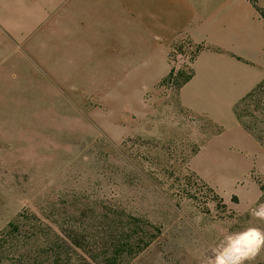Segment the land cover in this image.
<instances>
[{"label": "rangeland", "instance_id": "rangeland-1", "mask_svg": "<svg viewBox=\"0 0 264 264\" xmlns=\"http://www.w3.org/2000/svg\"><path fill=\"white\" fill-rule=\"evenodd\" d=\"M184 39L191 41L184 37L169 46L168 62L172 46ZM29 63L0 57L5 263L105 264L118 249L113 264H213L210 257L222 250L226 236L249 227L264 231V220L252 215L264 203V172L250 171L262 195L244 208L252 184L214 187L190 168L202 142L193 141L191 131H202V140L212 134L204 121L175 104L156 133L148 132L140 104H156L172 92L159 89L168 74L156 85L159 91L148 90L140 99L124 91L111 104L98 99V91L86 96L58 88ZM190 72L182 70L179 84ZM241 109L254 112L245 121L264 129V89ZM244 264H264V247Z\"/></svg>", "mask_w": 264, "mask_h": 264}, {"label": "crops", "instance_id": "crops-1", "mask_svg": "<svg viewBox=\"0 0 264 264\" xmlns=\"http://www.w3.org/2000/svg\"><path fill=\"white\" fill-rule=\"evenodd\" d=\"M263 11L264 0H0V57L31 59L58 88L116 104L124 91L140 99L154 89L169 72V46L188 37L200 49L187 80L140 112L148 132L175 104L210 126L204 140L191 131L202 142L190 168L214 187L252 184L246 208L262 195L250 171L264 172V147L235 105L264 79Z\"/></svg>", "mask_w": 264, "mask_h": 264}, {"label": "clouds", "instance_id": "clouds-1", "mask_svg": "<svg viewBox=\"0 0 264 264\" xmlns=\"http://www.w3.org/2000/svg\"><path fill=\"white\" fill-rule=\"evenodd\" d=\"M252 215L264 220V203L253 209ZM222 243V250H214V257H210L213 264H244L245 261L254 259L264 247V231L249 227L226 236Z\"/></svg>", "mask_w": 264, "mask_h": 264}, {"label": "built area", "instance_id": "built-area-1", "mask_svg": "<svg viewBox=\"0 0 264 264\" xmlns=\"http://www.w3.org/2000/svg\"><path fill=\"white\" fill-rule=\"evenodd\" d=\"M199 49V45H195L187 39L172 46L169 52L170 69L168 77L161 82L159 85L160 87L158 86L160 90L165 92V94H169L167 92H171V90L173 91L177 88L182 70H188L191 68ZM159 89L154 88L155 91H159Z\"/></svg>", "mask_w": 264, "mask_h": 264}, {"label": "trees", "instance_id": "trees-1", "mask_svg": "<svg viewBox=\"0 0 264 264\" xmlns=\"http://www.w3.org/2000/svg\"><path fill=\"white\" fill-rule=\"evenodd\" d=\"M264 14V11H263ZM187 76H184L183 81L187 80ZM182 81V82H183ZM181 83V82H180ZM264 89V79L252 90L250 91L246 96H244L236 105H235V113L237 118L239 119V121L242 123V125L246 128V130H248L250 133H252L261 143V145L264 147V129H259L257 126L251 125L250 123H248L247 121L244 120V115L247 114H252V116H254V112L253 111H243L244 109H241L246 100L250 99L252 97H254L260 90ZM260 107V105L256 106L254 108L258 109ZM246 112V113H245ZM253 112V113H252ZM261 189L264 190V187H262L261 185ZM72 242L78 246V247H83L85 248L79 241L78 237H74L71 236ZM1 250V249H0ZM118 250V249H117ZM117 250H113L111 256L112 257H108L107 261L105 264H113L114 260H116V255H119L120 253L117 252ZM125 252V251H123ZM6 262V258L5 255H3V252H0V264H8L5 263ZM35 264H39V263H35Z\"/></svg>", "mask_w": 264, "mask_h": 264}]
</instances>
